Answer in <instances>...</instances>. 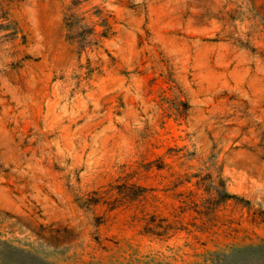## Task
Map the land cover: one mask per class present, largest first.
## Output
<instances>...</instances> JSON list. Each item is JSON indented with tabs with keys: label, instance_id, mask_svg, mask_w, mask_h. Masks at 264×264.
I'll return each mask as SVG.
<instances>
[{
	"label": "rangeland",
	"instance_id": "obj_1",
	"mask_svg": "<svg viewBox=\"0 0 264 264\" xmlns=\"http://www.w3.org/2000/svg\"><path fill=\"white\" fill-rule=\"evenodd\" d=\"M0 264H264V0H0Z\"/></svg>",
	"mask_w": 264,
	"mask_h": 264
}]
</instances>
